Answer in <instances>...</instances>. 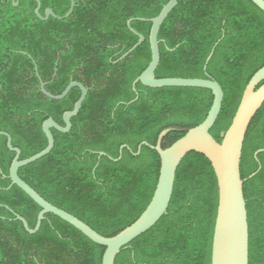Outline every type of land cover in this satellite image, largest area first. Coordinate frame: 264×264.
I'll use <instances>...</instances> for the list:
<instances>
[{
	"label": "trees",
	"instance_id": "trees-1",
	"mask_svg": "<svg viewBox=\"0 0 264 264\" xmlns=\"http://www.w3.org/2000/svg\"><path fill=\"white\" fill-rule=\"evenodd\" d=\"M16 1V0H14ZM39 15L50 9L57 17L69 11L70 0H37ZM169 0H74L72 14L43 21L37 2L0 0V132L20 150V160L47 147L42 124L49 118L64 127L63 114L72 111L80 90L72 88L59 101L45 97L37 83L53 96L69 85L60 83L61 67L83 71L87 90L71 130H51L54 146L41 159L18 169V176L52 206L76 217L99 235L111 238L133 224L154 194L160 170L158 154L145 142L169 148L201 124L212 105L209 90L147 88L133 83L151 62L149 22L127 27L132 18L152 19ZM223 37V38H222ZM60 39L65 43L55 45ZM160 61L156 79L215 80L223 92L221 110L211 137L221 143L251 77L264 66V13L249 0H178L158 32ZM37 41L41 43L40 63ZM216 44L212 57L205 62ZM119 51L117 55L114 53ZM59 53V55H58ZM58 72L53 81L56 64ZM36 68V72H35ZM60 78V79H59ZM121 159L119 156L121 146ZM264 104L253 118L242 148L248 224V264H264ZM104 153L106 156H100ZM15 153L0 136V264H101L105 249L68 223L45 214L34 229L40 207L11 185L9 168ZM250 177V178H249ZM218 206V186L210 162L191 152L179 164L167 212L116 256L114 264H211Z\"/></svg>",
	"mask_w": 264,
	"mask_h": 264
},
{
	"label": "water",
	"instance_id": "water-1",
	"mask_svg": "<svg viewBox=\"0 0 264 264\" xmlns=\"http://www.w3.org/2000/svg\"><path fill=\"white\" fill-rule=\"evenodd\" d=\"M12 1L13 6L16 7L19 0ZM34 1L37 2L35 14L43 21L49 17L58 20L66 19L72 14L75 6L74 0H70L69 11L63 17H57L50 9H47L44 18H42L39 15L40 3L37 0ZM249 1L264 13V0ZM177 3L178 0H169L155 18L129 19L127 21V27L137 36L138 41L129 51L122 55L120 60L124 59L144 42V38L130 27L131 22H149L151 28L148 40L151 51V62L134 81L132 85L133 89L137 83H140L143 87L152 89L164 87L207 89L211 92L213 101L205 120L198 126L190 129L183 137L165 150L161 148V142L172 131L171 129H166L160 133L156 146H150L145 142L138 146L137 152L133 154L134 156L139 155L141 146H148L159 156L160 170L154 194L144 212L133 224L116 236L106 238L96 233L76 217L46 202L18 176L19 168L41 159L51 151L54 146V139L51 133L52 129L60 133H67L71 130L72 125L70 120L78 114L87 94V90L83 85L77 82H71L61 95L53 96L45 90V83H39L40 92L51 100H62L72 88H78L80 90V97L75 103L73 110L63 114L64 127L59 126L51 118L42 124V131L48 142L47 147L28 159L20 160V150L11 146V138L7 133L0 132V136L6 137L8 150L15 153L8 175L11 185L18 187L41 209L37 216L34 229H29L26 221L22 217L10 211L14 219L22 223L24 230L28 234H35L40 228L44 215L51 214L74 227L94 244L103 247L105 251L101 264H114L115 258L121 249L151 229L166 214L173 192L175 172L183 158L187 154L194 152L203 155L210 162L218 186V206L212 239L211 264H248V224L246 202L243 194L244 181L241 179L240 174V160L248 128L264 104V66L247 83L229 128L224 133L221 143L216 142L209 134V130L213 127L221 110L223 92L220 85L207 74L205 79H156L154 76V72L160 61L158 32L161 24ZM215 47L216 44L205 62L203 67L204 72L206 71V65L212 57ZM123 149L129 150L127 146L123 145L119 149L118 158L115 160L109 159L112 161L120 160ZM261 152H264V150H258L254 154V158L258 164L257 155ZM100 156L106 155L100 153ZM259 169L260 164L257 171L250 177L254 176Z\"/></svg>",
	"mask_w": 264,
	"mask_h": 264
},
{
	"label": "flooded vegetation",
	"instance_id": "flooded-vegetation-1",
	"mask_svg": "<svg viewBox=\"0 0 264 264\" xmlns=\"http://www.w3.org/2000/svg\"><path fill=\"white\" fill-rule=\"evenodd\" d=\"M45 16V15H44ZM41 17V16H40ZM44 18V17H42ZM63 43H65L64 40L60 39L58 42H55V45H62ZM40 49H41V43L40 41H37V60H39V63H40ZM119 53V51H116L114 53V56L117 55ZM59 55V53H58ZM120 61V58L115 61V62H118ZM61 67V72H60V75L59 78L61 81L60 83H64L66 82L67 80L71 83V82H75L73 81V77H74V74L77 75V77L81 80V82L83 83H87V79L88 77L83 73V71L81 70H78L77 72H75L73 70V66L71 64H65L63 66H60ZM39 68H40V65L38 64V61H37V83H49V82H44L41 78V76L39 75ZM58 72V63L56 64L55 66V69L53 71V75H52V80L53 81L56 77V74Z\"/></svg>",
	"mask_w": 264,
	"mask_h": 264
}]
</instances>
